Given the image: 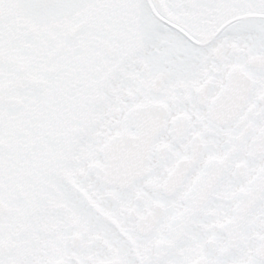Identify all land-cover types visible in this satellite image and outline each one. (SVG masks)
I'll return each instance as SVG.
<instances>
[{
    "label": "flooded vegetation",
    "instance_id": "obj_1",
    "mask_svg": "<svg viewBox=\"0 0 264 264\" xmlns=\"http://www.w3.org/2000/svg\"><path fill=\"white\" fill-rule=\"evenodd\" d=\"M0 264H264V0H0Z\"/></svg>",
    "mask_w": 264,
    "mask_h": 264
}]
</instances>
